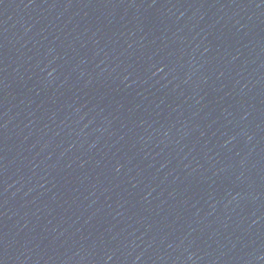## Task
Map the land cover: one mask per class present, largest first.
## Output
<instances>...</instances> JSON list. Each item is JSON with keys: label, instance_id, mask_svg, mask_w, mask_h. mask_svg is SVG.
Instances as JSON below:
<instances>
[{"label": "water", "instance_id": "95a60500", "mask_svg": "<svg viewBox=\"0 0 264 264\" xmlns=\"http://www.w3.org/2000/svg\"><path fill=\"white\" fill-rule=\"evenodd\" d=\"M0 264H264V0H0Z\"/></svg>", "mask_w": 264, "mask_h": 264}]
</instances>
